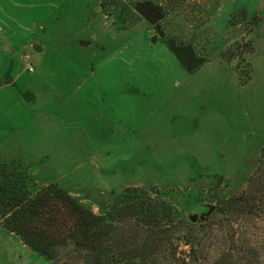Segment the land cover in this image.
I'll return each instance as SVG.
<instances>
[{
  "label": "rangeland",
  "instance_id": "374dc122",
  "mask_svg": "<svg viewBox=\"0 0 264 264\" xmlns=\"http://www.w3.org/2000/svg\"><path fill=\"white\" fill-rule=\"evenodd\" d=\"M134 1L103 0L107 14L99 0H0V163L94 212L136 188L192 222L245 188L264 146V0H152L164 33L205 58L193 72ZM47 91L61 92L51 106ZM243 229L264 244V218ZM17 239L0 229V264H49Z\"/></svg>",
  "mask_w": 264,
  "mask_h": 264
},
{
  "label": "trees",
  "instance_id": "16d2710c",
  "mask_svg": "<svg viewBox=\"0 0 264 264\" xmlns=\"http://www.w3.org/2000/svg\"><path fill=\"white\" fill-rule=\"evenodd\" d=\"M102 2L103 11L112 14ZM132 7L156 30L152 41L161 37L184 70L193 72L205 61L191 43L164 33L161 4L136 0ZM30 181L20 164L0 163V223L49 264H259L264 259V244L243 229L264 218V146L245 188L220 199L196 223L136 188H125L94 212L57 183L33 190Z\"/></svg>",
  "mask_w": 264,
  "mask_h": 264
},
{
  "label": "crops",
  "instance_id": "0c3cea01",
  "mask_svg": "<svg viewBox=\"0 0 264 264\" xmlns=\"http://www.w3.org/2000/svg\"><path fill=\"white\" fill-rule=\"evenodd\" d=\"M96 9L98 10L99 9V7L97 6L96 7ZM103 17H105V15H103ZM4 33V32H3ZM3 33H2V30H1V28H0V35L1 36H3ZM35 41H40L38 38H35V37H30V38H28L27 39V42H25V44H26V46H28V44H33V45H36V49H38L39 51H40V49H41V47L40 46H38L36 43H35ZM79 42L81 43V46H88V45H90V42L88 41V40H85V39H79ZM8 45H5V48L7 47ZM6 61L7 62H2V65H7L9 62H10V65H11V67H12V63H13V60H12V57L10 58V60H9V58H8V56L6 57ZM29 70V69H28ZM1 75V74H0ZM2 79L1 80H3L4 78L3 77H1ZM15 79H16V76H15V74L13 75V77H12V81L13 82H15ZM4 84H9V83H4ZM28 89V88H27ZM59 93H61V92H56V91H47V92H45L44 94V96H45V102H46V104H47V106H51V100L53 99V98H55V97H61V95L59 96L58 94ZM37 100H40L39 99V95H37V93L36 92H30V95H29V99H24V101H22L23 102V104H37ZM0 229H1V231H3V232H5L8 236H11V237H13V236H15V238H18L17 240V243L21 246V248H28L21 240H20V238L17 236V235H15L14 233H12V232H9V231H7L5 228H4V226L0 223ZM30 249V248H29Z\"/></svg>",
  "mask_w": 264,
  "mask_h": 264
},
{
  "label": "water",
  "instance_id": "95a60500",
  "mask_svg": "<svg viewBox=\"0 0 264 264\" xmlns=\"http://www.w3.org/2000/svg\"><path fill=\"white\" fill-rule=\"evenodd\" d=\"M152 32V30H151ZM213 209V205L208 204V209L204 212H201L200 214L197 213H193L191 215L188 216L189 220L192 222H195L197 220V218H199L200 220H202L203 217L208 216L210 214V212Z\"/></svg>",
  "mask_w": 264,
  "mask_h": 264
},
{
  "label": "built area",
  "instance_id": "2783aa9c",
  "mask_svg": "<svg viewBox=\"0 0 264 264\" xmlns=\"http://www.w3.org/2000/svg\"><path fill=\"white\" fill-rule=\"evenodd\" d=\"M31 67L30 66H28V69H30Z\"/></svg>",
  "mask_w": 264,
  "mask_h": 264
}]
</instances>
